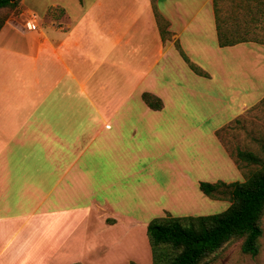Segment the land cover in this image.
Returning a JSON list of instances; mask_svg holds the SVG:
<instances>
[{"label":"crops","instance_id":"obj_1","mask_svg":"<svg viewBox=\"0 0 264 264\" xmlns=\"http://www.w3.org/2000/svg\"><path fill=\"white\" fill-rule=\"evenodd\" d=\"M214 2L18 0L1 9L0 264L149 262L146 215L188 207L203 181L189 151L204 110L227 94L228 52L241 57L236 70L254 59L235 94L264 85V44L220 46Z\"/></svg>","mask_w":264,"mask_h":264},{"label":"rangeland","instance_id":"obj_2","mask_svg":"<svg viewBox=\"0 0 264 264\" xmlns=\"http://www.w3.org/2000/svg\"><path fill=\"white\" fill-rule=\"evenodd\" d=\"M243 7V4L234 3L230 0H218L216 2V8L225 23L230 27H234V24H240L242 25V27H239L241 31H244L245 26L243 25L249 19L245 15L246 9ZM255 23L257 24L253 34L258 38L260 37L259 39H264V11L258 15V20ZM227 56L229 78L227 94L224 95L222 102L213 100L206 107L204 110L205 119H202V122L200 121L203 132L201 135L196 134L194 147H190L189 151L190 156L194 155L196 158V170L203 168V172H201L203 176L200 180L206 182L219 180L225 183L243 181L253 171L260 168L261 163L264 161L263 82H261L260 87L250 89L245 87L244 92L239 93V95L235 94L234 86L241 84L243 73H247L254 59L251 55L245 56L244 70L242 67L236 70V67H240L238 61L241 60V57L232 51H229ZM214 86L216 85L213 84ZM258 98L261 99L257 102ZM216 131L217 133H215ZM216 134H218L222 145L237 168L234 166L232 159L225 155L223 149L220 148ZM238 150L255 154L259 162L251 163L238 158ZM155 176L159 180L164 179V175L159 170L155 172ZM222 189L223 192H219L216 198H213L203 194L197 187V192L195 191V195H192V202H189L188 207L174 208L171 210V215H206L225 210L230 204V195L227 193L228 188L222 186ZM136 214L138 215L139 211ZM161 215L162 213L157 211L148 213L145 218L150 221L152 218ZM261 227L262 235L259 238V251L256 255L244 253L241 250L242 240L234 239L216 252L215 255L213 254L204 264H264V212L261 217ZM145 244L149 254V262L146 264H151V249L148 240ZM129 261L145 264L141 259H119L120 264H127Z\"/></svg>","mask_w":264,"mask_h":264},{"label":"trees","instance_id":"obj_3","mask_svg":"<svg viewBox=\"0 0 264 264\" xmlns=\"http://www.w3.org/2000/svg\"><path fill=\"white\" fill-rule=\"evenodd\" d=\"M18 0H0V29L4 22L3 8H14ZM215 23L218 44L230 46L240 42L254 41L264 44V39L254 35L258 15L264 11V0H230L243 4L245 15L249 17L244 31L240 24L228 26L220 17L216 8ZM253 3V4H252ZM153 11L161 36L166 39L170 32L168 21L157 10L153 2ZM256 30V29H255ZM190 68L199 74H205L199 66L189 60L179 45H176ZM144 101L153 109H160L162 101L157 96L144 92ZM238 158L251 163L259 162L255 154L238 150ZM225 186L229 193V206L217 213L206 215L173 216L165 214L152 218L146 228L151 249V264H204L211 256L234 239H241V250L250 255L259 251V238L262 235L261 217L264 212V161L260 168L253 171L245 180L225 183L224 181L198 183L199 190L208 197L216 198ZM82 264V263H74ZM127 264H137L130 261Z\"/></svg>","mask_w":264,"mask_h":264},{"label":"built area","instance_id":"obj_4","mask_svg":"<svg viewBox=\"0 0 264 264\" xmlns=\"http://www.w3.org/2000/svg\"><path fill=\"white\" fill-rule=\"evenodd\" d=\"M38 27V24L36 22V14L31 13L29 20H28V28L29 29H36Z\"/></svg>","mask_w":264,"mask_h":264}]
</instances>
